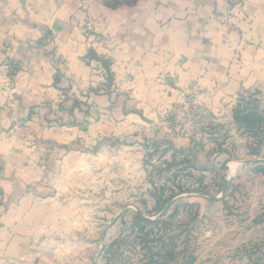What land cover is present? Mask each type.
I'll return each instance as SVG.
<instances>
[{
    "label": "crops",
    "instance_id": "crops-1",
    "mask_svg": "<svg viewBox=\"0 0 264 264\" xmlns=\"http://www.w3.org/2000/svg\"><path fill=\"white\" fill-rule=\"evenodd\" d=\"M110 77L117 93L96 94ZM254 88L264 0H0V264L43 252L61 165L98 138L102 108L167 109L186 94L213 105Z\"/></svg>",
    "mask_w": 264,
    "mask_h": 264
},
{
    "label": "rangeland",
    "instance_id": "rangeland-1",
    "mask_svg": "<svg viewBox=\"0 0 264 264\" xmlns=\"http://www.w3.org/2000/svg\"><path fill=\"white\" fill-rule=\"evenodd\" d=\"M109 84L96 94L112 98ZM211 104L102 108L27 264H264V88Z\"/></svg>",
    "mask_w": 264,
    "mask_h": 264
},
{
    "label": "trees",
    "instance_id": "trees-1",
    "mask_svg": "<svg viewBox=\"0 0 264 264\" xmlns=\"http://www.w3.org/2000/svg\"><path fill=\"white\" fill-rule=\"evenodd\" d=\"M124 2L126 4L134 3V2H130V0H124ZM239 113H240L239 111H236L235 112V121L237 123H240V122L243 121L246 124V126H252L253 127V125H254V123L256 121V117L254 116V119H251V117H252V114L251 113H245V112H243V115L240 118Z\"/></svg>",
    "mask_w": 264,
    "mask_h": 264
},
{
    "label": "built area",
    "instance_id": "built-area-1",
    "mask_svg": "<svg viewBox=\"0 0 264 264\" xmlns=\"http://www.w3.org/2000/svg\"><path fill=\"white\" fill-rule=\"evenodd\" d=\"M231 21V17H226L223 19V22L229 23Z\"/></svg>",
    "mask_w": 264,
    "mask_h": 264
}]
</instances>
